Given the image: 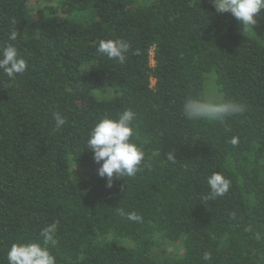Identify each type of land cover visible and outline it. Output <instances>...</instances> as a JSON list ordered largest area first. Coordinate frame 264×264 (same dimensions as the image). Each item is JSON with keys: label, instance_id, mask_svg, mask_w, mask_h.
Segmentation results:
<instances>
[{"label": "trees", "instance_id": "trees-1", "mask_svg": "<svg viewBox=\"0 0 264 264\" xmlns=\"http://www.w3.org/2000/svg\"><path fill=\"white\" fill-rule=\"evenodd\" d=\"M37 1L0 0V46L13 44L28 64L15 80L0 73V264L44 228L56 264H264V39L241 34L210 0H59L30 15ZM109 39L130 43L124 64L97 51ZM209 79L246 111L186 119L183 103L207 97ZM103 88L117 95L96 99ZM126 109L144 159L108 188L86 142ZM54 113L66 118L61 130ZM213 172L230 188L207 199ZM156 237L181 243L182 255L156 257Z\"/></svg>", "mask_w": 264, "mask_h": 264}, {"label": "clouds", "instance_id": "clouds-1", "mask_svg": "<svg viewBox=\"0 0 264 264\" xmlns=\"http://www.w3.org/2000/svg\"><path fill=\"white\" fill-rule=\"evenodd\" d=\"M216 14L229 13L245 27L251 28L256 24L254 18L261 9H264V0H210ZM18 33L12 30L9 40L15 41ZM130 43L124 39L100 40L97 51L109 59L124 64L130 50ZM27 61L21 57L13 44L0 46V73L10 80L27 70ZM112 92L107 89L100 94V99H111ZM246 106L236 100L217 99L213 97H193L187 99L182 106V113L188 120L223 122L227 118L242 115ZM135 113L131 109L120 112L116 118L104 117L90 130L86 151L93 153V160L99 165L97 175L101 179L107 178V187H112L113 177L134 178L140 171L144 159L143 150L132 142L135 135ZM55 130H61L66 124V118L54 113ZM233 145L238 143L236 138L231 140ZM167 160L175 162L172 152L167 153ZM209 193L207 199H216L226 194L230 188V181L221 173L213 172L207 177ZM120 215L127 219L140 222L142 217L135 212L125 213L117 209ZM40 241L13 243L7 251L8 264H56V257L50 251L55 239L50 228L40 232ZM208 260L206 253L203 257Z\"/></svg>", "mask_w": 264, "mask_h": 264}, {"label": "rangeland", "instance_id": "rangeland-1", "mask_svg": "<svg viewBox=\"0 0 264 264\" xmlns=\"http://www.w3.org/2000/svg\"><path fill=\"white\" fill-rule=\"evenodd\" d=\"M59 0H39L37 2H33L31 6L29 7L30 15L35 14L36 8H41L44 6L49 7H56L58 5ZM135 4V6H146L151 3L152 0H132ZM256 19V24L252 25V29L243 26L241 22L238 21V31L241 34L249 35V36H258L262 39H264V9H261V11L254 17ZM152 56V55H151ZM153 62H151L152 64ZM152 85H154V82H152ZM109 89L112 92L111 99L117 95V93L110 88H103L101 90H94L93 95L96 99H100V94L104 91ZM206 96L207 97H213L220 99L219 94L216 91V88L214 86V83L211 79H209L207 86H206ZM109 100V99H108ZM69 171L71 178L73 180L79 179L82 176L81 169L76 166L73 162H70L69 164ZM110 240V237H107L106 239L101 240V243L107 242ZM155 246L153 248V253L156 257L162 258V257H176L182 255V246L181 243H173L169 242L167 240L161 239L156 237L155 238ZM124 244L128 247L132 246L128 241H124Z\"/></svg>", "mask_w": 264, "mask_h": 264}]
</instances>
